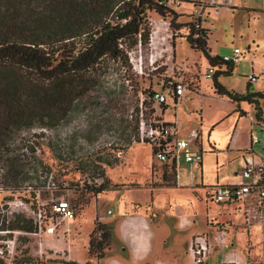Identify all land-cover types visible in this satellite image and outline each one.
<instances>
[{
	"label": "rangeland",
	"instance_id": "obj_1",
	"mask_svg": "<svg viewBox=\"0 0 264 264\" xmlns=\"http://www.w3.org/2000/svg\"><path fill=\"white\" fill-rule=\"evenodd\" d=\"M240 4L245 7L264 8L263 0H242ZM225 8L227 10H220L217 16L212 15L214 10H204L202 15L195 17L194 13L188 14L193 9L188 4L181 3L178 10L187 13L181 14L184 17L177 19V23L190 21L189 17L191 20L204 18V21L206 20L212 26L209 27L210 48L221 45L219 47L221 57L224 55L230 57L235 47L242 51L247 49L246 37L249 27L254 39L259 41L258 50L253 52L250 49L236 64V74L221 76L220 80L232 86L234 90H242L245 81L243 77L250 73L249 58L254 55L257 60L263 62V64L256 62L253 66L259 68L262 73L258 84L264 87V13ZM197 10L200 12L199 9ZM248 19L249 23H247ZM148 23L150 27L148 43L144 47L138 46L130 51L127 54V63L122 60L113 62L110 59L101 61L98 70L90 73L96 79L95 87L85 96L78 97L69 104L59 120L49 122V128H40L37 123L31 129L13 134L6 147L0 143V157L3 156V149H14L13 155L19 156L24 165V181L5 185L2 176L6 168L2 166L3 157L0 159V210L6 213L8 218H11L13 214H19L20 208L15 205L9 207L6 203L18 201H27L35 205L36 202L49 203L50 199L66 200L74 207L76 213L74 224L69 226L70 233L67 238L61 236L56 239L57 247L55 248L58 251L55 252V261L50 260L49 253L54 254V251H51L52 247L46 243V240L43 241V246L48 254H44L40 259L36 253L37 243L27 236L20 235L16 239L12 264H65V256L62 252H68L69 246L76 247V257L84 260V264L87 262L107 264L114 257H122L117 235L114 236V246L110 247L112 231L109 225L106 226L110 228V240L108 247L103 251L102 259L97 260L94 255L88 254L86 241L97 223L108 222V219L104 220L107 209L114 210L113 215L107 218L115 219L122 214L120 210L122 205L128 202L130 206L133 204L134 196L138 198V203L134 205V208L145 212V216L151 219L154 228L159 225V233L163 236L162 245L157 241L155 252L149 255L154 256L155 259L151 258L144 264H192L187 251L190 235L207 232L213 235L215 228L211 227V224L213 226L230 225V228L233 225L236 226L228 217L220 218L226 216L222 209L214 215L217 210L215 204L208 206H211V209L207 213L204 197H196L189 187L188 170L185 172L188 188L167 189L165 193L159 194V197L164 200L160 202L163 201L165 204L167 200L170 203L154 211L148 209L151 206L148 201L145 203V199L149 200V192L147 193L145 184L150 178L151 160L156 161V165L162 171L165 170V166L159 164L152 155L148 144L132 142L130 145L127 139L135 132L136 111L138 110V120L142 112L144 121L149 119L151 111L154 112V104L148 100L150 93L157 90L166 79L183 78L184 82L190 83L191 86L196 84L195 80L200 82V95L187 92L186 97L180 100L181 104L178 105L176 111L172 108L171 100L167 98L168 109L164 118H171L175 112L178 131L186 132V134L195 129L197 122L199 123L197 107L200 104L204 113H207L206 117L209 118L206 122L221 114L228 115L233 110H230L229 104L216 99L209 91L212 79L205 77L207 67L204 66L203 58L197 52L192 51L184 41L177 42L174 50L176 40L178 41L181 35H186L187 31L180 29L173 32L169 25L170 17L162 18L148 14ZM157 23L163 27L161 36L153 35L154 30H157ZM253 24L256 25L253 26ZM151 37L154 41L153 46ZM230 37H233L231 41H229ZM162 91L167 93L165 86L162 87ZM198 96L203 98V102L197 105L193 99ZM259 106L264 109L262 101H259ZM206 109H208L207 112H205ZM30 149H35V152L31 153ZM127 149H129L127 159L123 161L121 155ZM59 153H62V156ZM118 153L121 155L118 156ZM100 159L111 163L110 168H114V161L119 163L122 160L123 163L112 172H108V176L115 182H122L126 187L136 186V189L108 192L92 199L94 195L90 191L95 189L92 183L98 178L99 173L94 176L93 180L89 172L90 165H100V170L104 171V177L106 175L107 166L101 164ZM229 166L230 169H224L221 174L232 175L231 170L237 168L238 159H234ZM39 170H42L43 174L39 175ZM46 172L49 174L45 177ZM151 183L149 184L163 185L159 179H152ZM86 202L88 206L84 207L83 204ZM171 203L182 206V210L188 216L187 221L182 224L178 222L173 214ZM173 219L178 223L174 224ZM251 221L254 226H261L257 223V216L252 215ZM228 231H230L229 228ZM239 231L244 233V228L237 226L233 233L229 232V237L234 240L232 250H236L239 254L244 249L248 250L251 259L264 261V226L252 228L251 241L245 243L244 234ZM1 238L4 239L6 236L0 235ZM220 257L221 254L215 249L203 264H219ZM0 264L7 263L0 261Z\"/></svg>",
	"mask_w": 264,
	"mask_h": 264
},
{
	"label": "trees",
	"instance_id": "obj_2",
	"mask_svg": "<svg viewBox=\"0 0 264 264\" xmlns=\"http://www.w3.org/2000/svg\"><path fill=\"white\" fill-rule=\"evenodd\" d=\"M175 2L176 0H0L1 145L8 146L13 134L31 129L37 123L40 128H49V122L59 120L69 104L95 87L96 79L90 73L98 70L104 59L127 63L130 51L148 43V14L170 17L169 25L173 32L186 30L187 34L181 35L180 39L192 51L199 53L207 61L208 67L214 69L224 64L225 69L221 72L214 71L211 77L214 93L232 103L246 102L252 105L254 116L259 119V101L264 100V93L246 90L244 94H237L218 82L219 76H230L235 65L223 63L221 58L210 55L207 45L209 31L201 27L200 18L191 20L189 17L190 21L177 23V19L184 16L173 9L180 6H176ZM181 3L193 8L197 5L192 0H181ZM151 94L152 92L148 100ZM237 112L239 117L245 116L244 113ZM137 115L138 110L135 132L127 139L130 145L132 142L139 143ZM14 152V149H3V156L0 157H3L2 166L6 168L2 176L5 185L17 184L25 179L23 160L13 155ZM30 152L34 153L35 149H30ZM153 152L152 150L154 156ZM59 155L62 156V153ZM99 162L107 167L112 165L102 159ZM114 162L116 166L123 161ZM164 166L168 168L165 173L175 177L176 169ZM98 170L100 165H90L92 179L99 173L96 179L101 180L100 185L92 184L95 187L90 191L93 197L103 195L111 186L110 179L106 175L104 177V171L97 172ZM32 197L34 198V194ZM36 204L31 203L33 207ZM83 205L87 206L88 202ZM109 229L106 225L97 223L89 234L88 254L94 255L97 260L104 257L103 251L108 247ZM0 230L32 232L33 224L23 214H13L8 218L0 210ZM241 252L249 258L248 250Z\"/></svg>",
	"mask_w": 264,
	"mask_h": 264
},
{
	"label": "crops",
	"instance_id": "obj_3",
	"mask_svg": "<svg viewBox=\"0 0 264 264\" xmlns=\"http://www.w3.org/2000/svg\"><path fill=\"white\" fill-rule=\"evenodd\" d=\"M241 1L242 0H232V5L228 8L239 9V10H248L249 12L264 13L263 7H255L254 8V7L241 6V4H240ZM237 3H239V6H237ZM190 7L193 9V11L188 13V14L192 15L194 13L195 17L200 16V14L196 8H193L192 6H190ZM178 8H179V6L173 7V9L179 14L187 13V12H180L178 10ZM220 10L226 11L227 9L225 7L221 8L218 11L212 12V15L217 16L220 13L219 12ZM247 23H249V19H248ZM254 25H256V24H253V26ZM201 27L203 29H206L209 31V27H212V26L209 25L206 20L204 21V18H202L201 19ZM156 28L159 31L158 36H161V34L163 32L162 25H159V23H157ZM210 36L211 35L209 33L207 45H208V48L210 50V55L211 56H217L219 58L224 57L225 55L222 57L219 56V47L221 45H216V47L210 48V44H209ZM232 38L233 37H230L229 41H231ZM246 38H247L248 47H247V49L244 50L245 53L247 54L250 49H252L253 52H255L254 50H258V48H259L258 42L259 41H258V39H254L253 32L249 31V27H248V32H247ZM181 41H184V40L183 39H179L178 41L176 40L174 47H173L174 50L176 48V43L177 42L180 43ZM235 48H233V49H235ZM233 49H232V52H233ZM237 49H239V48H237ZM232 52H231V54H232ZM256 60L257 59H256V57H254V55L249 58L250 73L247 74V76L243 77V78H245V81H244L242 90H239V91L234 90V88L232 86H229V84L220 80L221 76L218 77V82L225 89H227L229 91H233L237 94H244L246 92V90H249L250 92H253V93H264V87L259 86V84H258L260 81L259 77L262 75V73L260 72L259 68H256V67L254 68V66H253V64L256 62H261L262 64H263V62L259 61V59L257 61ZM203 63H204L205 68L207 67V69H208V63L204 58H203ZM224 69H225V66L223 64L219 68H215L214 71L218 70L221 72ZM236 72H237V68L235 65L232 72H231V75L236 74ZM205 73H206V71H205ZM252 75L256 77L255 82H249V80H248V77L252 76ZM209 79H211V78H209ZM195 83L196 84L192 83L193 85L191 86V89H193L194 91H192L191 93H193L195 95L196 94L200 95V90H199L200 82L198 80H195ZM160 89H161L160 86H158L157 90H160ZM157 90H155V91H157ZM209 91L211 92L212 95H214L216 97V99H218L224 103L229 104L231 107L230 110H232V109L233 110L228 115L221 114L219 116H216L213 120H209L208 122H206L209 118L206 117L207 113H204V110L202 109V106L200 104L203 102V98L198 96L196 99H193L194 103H196L197 105L200 104L197 107V109L199 110V115H198L199 123L197 122L195 124V129H197L199 131V134H200V139H199L198 144H199V147L202 150L203 154H202L201 165H199V166L194 165L191 169L192 177L188 181L189 187L193 191V193L195 194L196 197H198V198L201 196L204 197V202L207 206V213H208V210L211 209L210 208L211 206L208 207L210 204H215L217 206V210L215 211L214 215L218 213L217 211L219 209L223 210L222 212L226 216H223L220 218L228 217V219L231 222H233V224L236 225V226H234L232 224L233 225L232 228H230V225H228V228L230 229V231H232V233L234 232V230L237 226L241 227L242 229L244 228V233L240 232V231L239 232L244 234L243 237H244V243H245L246 241H249V240L251 241V236H252L251 229L252 228H254V227L262 228L264 226V213L262 214L263 216H262L261 226H254V224H253L252 226L247 227L244 225V220H243V217L241 215L242 212L240 210H238L236 208V206L218 205V204L214 203L213 201H210L209 193H210V189L215 185H224V184L236 183V182L240 181L239 173H240L241 168H242L243 158L248 156V154H251L255 158L264 159V156H263L264 151L262 150V149H264V129H261L258 126H253L249 123V120H248L249 117L255 118L254 109L251 107L252 105L247 104L246 102H240L239 104L232 103L227 98L217 96L214 93V90L212 88V82H211V86L209 87ZM166 92H167L166 94L164 93L166 95V100H165L164 105L161 108H159L158 106H154L153 115L155 118H160L164 123H167V124H171L175 120L177 122V128H176L177 135L181 138L186 137V135H188V134H186V132L178 131V121H177L175 112L171 118H164L165 112L168 109V103H167L168 99L167 98H169L171 100L172 108L174 111H176L178 105L181 104L180 100L174 99L173 95L170 93L171 91L166 90ZM262 102L264 103V100H262ZM156 108L158 109L157 113H156ZM259 109H260V118L256 119V121H258V122L264 119V109L262 106H259ZM237 110L244 113L245 116L239 117ZM207 111H208V109H206L205 112H207ZM226 119H227V121H225ZM224 121H225V124H223ZM253 137H255L257 139L256 144L251 143V140L253 139ZM249 149H251L250 152H249ZM128 150L129 149H127L124 152V154L121 155V159L123 161L127 159ZM234 159H238V166H237V168H234V170L232 168V170H231L232 175L228 176L226 174H221V172L224 169H230L229 165L232 163V161ZM155 162L156 161H153V159L151 160L150 168H149V174H150L149 177L150 178H149L147 183L148 184L151 183L152 179H154V180L159 179V180H161V182H163L162 183L163 185H151L152 183L149 185H147V183L145 184V188H147V193L149 192V200L145 199V203L148 201V203L151 204V206L148 208L150 211H154L156 209L161 208L163 205H166V203H170L167 200H166L165 204L163 203L164 200L159 197V194L161 192L165 193L167 191V189L170 190V189L188 188V186H187L188 182L186 181L187 179L185 178L186 177L185 172H187V170H188V173L190 172L189 167L186 164L182 163L176 169L175 177H172V176H170V174L165 173V170H167L166 166H165V170L162 171L156 165ZM122 163H120L119 165H121ZM119 165L114 166V168L106 167L105 174L110 179L111 186H110V190L105 192L104 194H106L108 192H116V191H121V190H127L128 191L129 189H131V190L136 189V186L126 187L122 182H115L108 176V172H112L114 169L119 167ZM179 173H182V174H179ZM163 175L165 176L164 180H163ZM92 199H96V197H93ZM132 199H133L132 200L133 204H131V206H133V207L130 206L129 202L125 203L124 205H122V207L120 209V210H122V212H121L122 214L115 219L107 218L109 216H112L114 213V210L109 208L106 210V212L111 210L112 213L110 215H107L105 213V217H104V220L108 219V222H106V223L101 222L102 224L109 225L111 227L112 238H111L110 247L112 248L114 246V241H113L114 236L117 235V237L119 239V247H120V250L122 252V253H120L122 255V257H120V256L114 257L107 264H144L146 261H148L151 258L155 259L154 256L150 257L149 255H151V253L153 251L155 252V249H156L155 246L157 244V241L160 242L161 245L163 243V240H162L163 236H161L159 233L160 232L159 231V225L158 226L156 225L154 228L153 223H151V219H149L148 217L145 216L146 213L141 211V210L134 208V205H136L138 203V198H136L134 196ZM160 200H163V201L160 202ZM171 205H173V210H174L173 214L178 219V222L182 224V222L187 221L188 216L184 213V210H182V206H180V204H172V203H171ZM87 206H85V207H87ZM207 213H206V217L208 216ZM238 219H240V220H238ZM178 222L176 220H174V224L175 223L177 224ZM257 223H258V221H257ZM92 230H93V228H92ZM230 231H228V244H229V246H228L227 250H232V247L234 244L233 238L229 237ZM240 233H238V234H240ZM208 234H210V233H208ZM194 235H197V233L190 235V236L192 237ZM88 239H89V235H88V238L86 241V251L87 252H88V249H87L88 248ZM45 240H46V243L50 247H52L53 250L51 249V251H54V254L49 253V256H51L50 260L53 262L56 260V257H54V256H56L55 252L58 251L55 248V247H57L56 246L57 241H56V239H53L51 237H46ZM217 250L220 253V250L219 249H217ZM76 252H77L76 247L69 246L68 252H65V251L62 252L63 255L65 256V258L63 257L64 261L66 263L72 262V263H76V264H84L83 263V262H85L84 260L77 259ZM249 253H248V257H249ZM249 259L251 261H254V259H251L250 257H249ZM254 262L264 263V261H262V260H258V261H254Z\"/></svg>",
	"mask_w": 264,
	"mask_h": 264
},
{
	"label": "built area",
	"instance_id": "obj_4",
	"mask_svg": "<svg viewBox=\"0 0 264 264\" xmlns=\"http://www.w3.org/2000/svg\"><path fill=\"white\" fill-rule=\"evenodd\" d=\"M181 1V0H180ZM180 1L176 0L175 5H180ZM197 4L195 7L199 9L202 15L204 10L217 11L222 7H230L232 0H192ZM201 19V18H200ZM151 45H154L153 37H151ZM245 51L233 49L231 56L221 58L223 63L236 65L244 57ZM152 64V63H151ZM214 69L208 67L205 77L211 78ZM162 82L160 90L153 91L149 101L161 108L166 100V95L162 91V87H166L167 91L173 95L174 99L181 100L186 97L187 92L194 91L191 84L185 83L183 78L166 79ZM249 82H255V76L248 77ZM249 123L264 129V120L256 121V118L249 117ZM177 122L164 123L160 118H155L153 113L148 120L143 119L142 112L139 115L137 139L139 143H146L154 151L156 160L167 166H173L177 169L182 163L189 167V177L191 179V169L194 165H201L202 150L199 147L200 134L197 129L191 130L186 137H179L176 132ZM257 139L253 137L251 143L256 144ZM264 151V149H262ZM251 149H249V152ZM121 154L118 153V156ZM39 175L43 174L42 170L38 171ZM49 174V173H48ZM44 173L45 177L48 175ZM240 181L236 183H228L224 185H215L210 189L209 199L218 205L236 206L242 212L244 225L249 227L254 223L251 216L258 217V223L261 224L262 214L264 210V159L255 158L251 154L243 158V164L239 173ZM101 180L95 179L94 185H100ZM9 207L12 205L19 206L20 214L32 220V232L23 231H1L0 235L6 238L0 239V261L12 264L15 254L16 239L23 235L34 240L37 243V256L41 259L43 255H47V250L43 246L46 237L57 239L59 237L67 238L70 233L69 226L74 224L76 215L74 207L66 200L50 199L49 203H38L36 207L25 201L14 203H6ZM111 210L106 214L110 215ZM214 227V234L208 233L194 235L190 238L187 251L189 253L192 264H203L214 249H219L221 257L219 264H264L251 261L246 255L239 254L236 250H227L228 244V225ZM264 237V236H263ZM231 246V245H230Z\"/></svg>",
	"mask_w": 264,
	"mask_h": 264
},
{
	"label": "bare ground",
	"instance_id": "obj_5",
	"mask_svg": "<svg viewBox=\"0 0 264 264\" xmlns=\"http://www.w3.org/2000/svg\"><path fill=\"white\" fill-rule=\"evenodd\" d=\"M155 34H159L158 29L156 31L154 30L153 35H155Z\"/></svg>",
	"mask_w": 264,
	"mask_h": 264
}]
</instances>
